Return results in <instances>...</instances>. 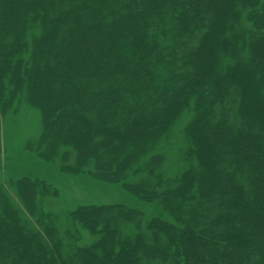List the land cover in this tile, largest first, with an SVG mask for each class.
<instances>
[{"label": "trees", "instance_id": "trees-1", "mask_svg": "<svg viewBox=\"0 0 264 264\" xmlns=\"http://www.w3.org/2000/svg\"><path fill=\"white\" fill-rule=\"evenodd\" d=\"M7 84L8 103L26 88L41 113V158L60 153L61 170L121 184L175 223L81 206L70 217L95 240L64 247L4 200L0 264H264V0H0V99ZM191 99L199 169L169 179L138 145ZM16 186L35 214L37 180Z\"/></svg>", "mask_w": 264, "mask_h": 264}, {"label": "rangeland", "instance_id": "rangeland-1", "mask_svg": "<svg viewBox=\"0 0 264 264\" xmlns=\"http://www.w3.org/2000/svg\"><path fill=\"white\" fill-rule=\"evenodd\" d=\"M38 31L37 28L29 31L27 42L30 49L32 37L38 35ZM12 88L13 84H7L4 97L0 99V210L2 202L6 200L30 228L42 233L45 227L56 228L59 231L57 237L64 247L69 243L86 246L95 240L94 235L70 217V212L81 206L124 204L144 212L145 219L160 216L175 223L173 216L162 213L167 211L143 202L121 184L105 183L87 174L61 170L60 153L53 160L41 158L39 154L50 140V135L44 133L41 113L29 99L26 88L8 103L6 97ZM194 116L195 103L191 99L187 107L178 111L164 134L138 145L141 162L153 155H162L160 172L169 179L186 174V180L190 171L196 173L200 159L193 152L194 146L187 131ZM65 151L69 152L68 161L75 163L73 151L69 148L60 149V152ZM23 175H30L33 180H37L36 213L33 215L28 212L17 190V181ZM131 176V182L139 179L138 176ZM120 227L124 237L136 233L131 223H121Z\"/></svg>", "mask_w": 264, "mask_h": 264}]
</instances>
